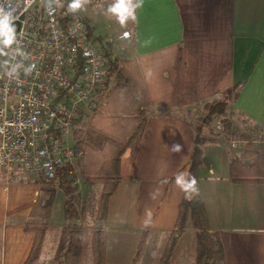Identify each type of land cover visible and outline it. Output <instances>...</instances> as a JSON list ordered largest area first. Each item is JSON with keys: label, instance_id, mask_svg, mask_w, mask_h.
<instances>
[{"label": "crops", "instance_id": "obj_1", "mask_svg": "<svg viewBox=\"0 0 264 264\" xmlns=\"http://www.w3.org/2000/svg\"><path fill=\"white\" fill-rule=\"evenodd\" d=\"M133 14L135 21L110 33H131L125 59L137 62L150 107L139 148L121 158L122 181L107 219L106 264L159 263L186 196L176 181L186 184L189 177L196 116L236 85L239 96L217 117L227 121L229 133L203 132L207 164L199 170L195 194L223 244L224 263L264 264V184L231 177L232 160L248 145L264 154V0H143ZM80 18L93 32L90 21ZM43 186L42 177L0 174L5 264H24L29 257L34 235L24 224ZM190 230L179 240L173 264H191L181 247Z\"/></svg>", "mask_w": 264, "mask_h": 264}, {"label": "trees", "instance_id": "obj_2", "mask_svg": "<svg viewBox=\"0 0 264 264\" xmlns=\"http://www.w3.org/2000/svg\"><path fill=\"white\" fill-rule=\"evenodd\" d=\"M88 36L94 37L90 27ZM98 43L102 44L101 41ZM240 88L236 85L227 89L218 101L204 107L205 114L196 124L194 153L186 184L191 183L192 178L197 181L199 170L207 164L203 132L216 117L224 116L227 106L239 96ZM99 92L89 113H80L74 129L75 147L82 151V156L74 165L58 169L55 179L42 177L44 186L40 188L29 219L24 224V230L34 235L32 249L24 264H36L40 258L57 189L65 192L67 200L65 223L53 264H106L107 219L112 196L122 181L121 158L126 150L135 152L139 148L150 103L137 62L131 59H119L107 66L106 79ZM222 121L223 133L228 134L229 125L225 119ZM89 130L103 136L99 147L92 142L94 140L87 138ZM231 177L235 183L264 184V154L248 145L239 157L232 160ZM77 178L103 185L96 225L88 242H84L81 216L75 206ZM196 187L197 183L194 190L185 191L178 221L168 235L158 264H173L177 244L189 228L195 231L196 264H225L223 244L209 229L204 204L195 194Z\"/></svg>", "mask_w": 264, "mask_h": 264}, {"label": "built area", "instance_id": "obj_3", "mask_svg": "<svg viewBox=\"0 0 264 264\" xmlns=\"http://www.w3.org/2000/svg\"><path fill=\"white\" fill-rule=\"evenodd\" d=\"M71 2L0 0L19 17L13 44L0 45V174L53 180L74 165L82 156L70 144L79 115L94 105L107 66L127 58L131 33H116L104 48Z\"/></svg>", "mask_w": 264, "mask_h": 264}, {"label": "rangeland", "instance_id": "obj_4", "mask_svg": "<svg viewBox=\"0 0 264 264\" xmlns=\"http://www.w3.org/2000/svg\"><path fill=\"white\" fill-rule=\"evenodd\" d=\"M116 2V0H87L86 3L82 5L81 9L76 10L78 16L90 21L93 32L94 39L101 41L106 44L109 42H115L114 35L111 36V31L119 26L118 19L108 13L107 9ZM204 112V113H203ZM205 114V108L196 117V124L200 121L201 117ZM220 127L223 130V121L218 120L216 117L212 125L207 128L208 135H215L213 133L220 134ZM221 130V131H222ZM93 136V139L91 138ZM87 138L94 140L92 141L97 147L100 146L103 136L93 130L87 132ZM70 144L74 145V140L71 137ZM227 150V149H226ZM230 152H227V156ZM78 186L75 206L81 216V223L84 229V242H88L91 230L96 225V211L99 203V199L102 193V184L99 182H87L85 183L81 178L76 179ZM67 200L66 194L62 189H57L56 197L51 211V216L49 219V227L44 240L45 244L42 249L39 260L36 264H53L54 257L57 251L61 230L65 223V202ZM0 231H3L1 229ZM193 230L188 231L187 236L182 241V249L187 252V257L192 256L191 264L196 263L197 251L196 242L193 235ZM1 237V233H0ZM1 239V238H0ZM190 252L192 254L190 255ZM8 261H11L8 259ZM9 263V262H8ZM7 263V264H8ZM0 264H5L4 255L0 248ZM12 264H16L12 263ZM20 264V259L17 262Z\"/></svg>", "mask_w": 264, "mask_h": 264}, {"label": "clouds", "instance_id": "obj_5", "mask_svg": "<svg viewBox=\"0 0 264 264\" xmlns=\"http://www.w3.org/2000/svg\"><path fill=\"white\" fill-rule=\"evenodd\" d=\"M86 2L87 0H72L69 7L72 11H76L81 9L82 5ZM142 6L143 0H140L137 4H133V0H116L107 11L118 19L121 27H124L125 21L129 19L135 21L137 19L133 13L137 8H141ZM15 12V8L0 6V45H3V47H9L14 42L16 34L14 22L19 19L17 15H14ZM129 35L128 32H125L123 33V38L127 39ZM174 150L179 151V146H175ZM176 183L182 185L184 191H188L194 190V185L197 181L195 178H192L191 183L184 184L183 179L178 178Z\"/></svg>", "mask_w": 264, "mask_h": 264}]
</instances>
